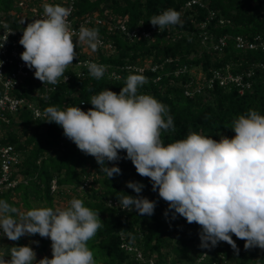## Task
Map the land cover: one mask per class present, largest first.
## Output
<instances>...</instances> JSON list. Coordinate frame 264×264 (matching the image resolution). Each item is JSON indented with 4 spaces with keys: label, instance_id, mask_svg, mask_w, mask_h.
Wrapping results in <instances>:
<instances>
[{
    "label": "trees",
    "instance_id": "obj_1",
    "mask_svg": "<svg viewBox=\"0 0 264 264\" xmlns=\"http://www.w3.org/2000/svg\"><path fill=\"white\" fill-rule=\"evenodd\" d=\"M17 1L28 8L43 9V4L54 5L55 0H0V20H11L15 27L21 22L23 10L16 5ZM65 1H61L62 6ZM188 1L191 0H75L72 15L77 21L82 16L98 13L106 22L123 24L129 31L148 29L150 18L167 9L183 13L182 25L168 26L148 39H128L119 30L109 28L107 23L89 26L97 28L99 36L110 40L114 47L113 54L98 53L100 62L112 67L142 61L160 65L156 74L149 71L142 74L147 82L138 88V94L152 95L169 109L175 131L162 132L165 145L186 138L189 131L217 141L221 136L233 138V121L240 115H247L249 110L264 115V52L236 50L233 41H228L221 52H216L208 48V42L203 45L198 35L199 23L206 21L211 12L213 16L205 31L212 40L223 36L248 39L264 36V0H198L204 4L203 8L192 5L183 10ZM23 29L19 30L21 36ZM83 57L94 60L93 55L77 53L73 62ZM226 68L233 75L252 71L251 88L240 95L236 88L224 89L216 83L200 94L185 95L184 91L196 86L199 78L207 80L213 71ZM195 69L201 76H197ZM117 73L120 76L117 79L106 73L99 79L70 75L67 83L58 84L46 98L36 99L37 106L42 112L49 106L61 110L78 106L87 111L92 107L93 95L105 89L119 93L127 77L138 74L126 70H117ZM157 76L160 78L155 81ZM33 92V89L25 90L22 96L30 99ZM16 118L18 122L13 119L6 129L0 128V134L1 141L11 145L17 154L18 163L10 173V180L18 182L8 190L0 189V200L26 212L33 207L54 208L55 197L70 199L71 195L65 192L75 193V198L82 199L101 219V228L88 241L97 264H264V249H245V241L235 235L232 239L238 253L226 242H219L208 250L201 247V226L189 224L178 214L172 219L174 210L165 217L168 203L159 197L158 191L152 190L149 178L136 172L130 160L116 162L121 174L108 179L95 158L82 153L64 136L59 125L45 122L46 118L34 120L31 112L25 109ZM119 155L124 157L126 152L120 151ZM129 181L142 183L145 187L140 195L156 201L153 215L140 216L135 210L121 208L119 197L137 195L126 187ZM12 215L18 218L17 214ZM27 238L36 243V253L44 258L48 238L39 234ZM21 239L11 241L1 235L3 254L10 255L12 246H25ZM204 252L206 257L198 263ZM137 253L141 259L136 258Z\"/></svg>",
    "mask_w": 264,
    "mask_h": 264
},
{
    "label": "clouds",
    "instance_id": "obj_2",
    "mask_svg": "<svg viewBox=\"0 0 264 264\" xmlns=\"http://www.w3.org/2000/svg\"><path fill=\"white\" fill-rule=\"evenodd\" d=\"M44 18L33 20L23 29L19 44L21 59L43 84L56 85L76 59V42L95 52L101 45L99 30L81 25L76 33L68 21L71 9L43 4ZM159 31L182 25L181 14L167 9L150 18ZM3 27L13 31L7 24ZM7 37L0 42L4 46ZM3 61H0L2 65ZM91 76L99 79L105 68L88 64ZM147 82L142 74H132L119 93L105 89L90 100L87 111L78 106L61 110L47 107L48 123L62 127L63 134L84 154L95 158L108 179L120 175L118 161L132 162L141 177L150 179L152 190L168 203L172 219L178 214L201 226V247L226 242L238 253L232 236L244 240V248L264 249V115L249 110L233 121V138L211 137L189 131L184 139L165 145L163 131H175L173 117L162 102L149 94H138ZM120 151L126 152L121 157ZM109 163L111 166H108ZM137 195H123L118 202L123 210L140 216L154 214L156 201L140 195L145 187L138 181L126 182ZM12 214H17L14 218ZM98 212L72 198L68 206L33 207L25 213L0 200V229L11 241L39 234L50 238L52 257L36 261L30 246H12L9 259L0 254V264H97L88 241L101 228Z\"/></svg>",
    "mask_w": 264,
    "mask_h": 264
},
{
    "label": "built area",
    "instance_id": "obj_3",
    "mask_svg": "<svg viewBox=\"0 0 264 264\" xmlns=\"http://www.w3.org/2000/svg\"><path fill=\"white\" fill-rule=\"evenodd\" d=\"M74 3L75 0H66L65 7L71 9V14L68 17V21L71 25V28L78 33L81 25L85 27L91 25H99L103 26L107 23V26L112 30H119L122 34H125L128 39L131 40H140V39H148L153 34L159 33L158 26L150 25L148 29H132L127 30L126 26L123 24H117L113 22H106L105 19L99 17L98 13H91L85 16H82L77 21L72 16L74 13ZM192 5H198V7L203 8L204 4L198 0L188 1L184 9L189 8ZM22 10L21 14V22L18 23V27L12 26L11 20L9 22L5 20H0V42L7 37V41L4 43V46L0 48V61H3L2 65H0V128L11 125L12 120L18 122L16 118L17 115L22 110H29L31 112L32 118H46L42 115H38L37 113H43L39 106H37L36 99L46 98L47 94L50 92H54L58 84H65L69 81L70 75H74L76 77H93L89 73L88 64L96 63L98 65H103L105 68L104 73L107 74L108 77L119 78V74L117 70H126L133 71L138 74H143L146 71L156 74L160 68L158 64H151L148 62H138L135 65H125V66H115L104 64L99 61L98 58L94 57V60L83 57L81 60H77L68 66L64 75L59 79L56 85L45 83L43 84L40 80L34 77L35 69H29L26 64L21 59V53L24 51L23 46L19 44V40L22 37L19 33L20 29H23L27 26L28 23H31L33 20L44 18L43 9L38 7L28 8L22 2L18 3ZM162 13V12H161ZM160 13V14H161ZM181 18L183 16L182 12ZM212 13H209L206 21L199 23V38L201 43L205 45L207 42L209 43L208 48L212 49L216 52H221L223 48L226 46L228 41L234 42V47L239 51H261L264 52V36L257 35L250 39L244 38L242 36H223L218 38L217 40H212L210 36L205 31V28L208 22L212 19ZM20 21V20H19ZM4 24H7L12 34L9 33L8 29L3 27ZM101 40V45L96 50L97 52L103 54H113L114 47L110 40L99 36ZM73 41L76 42V55L83 51L86 48L87 44L80 43L78 41V36L74 35L72 37ZM85 47V48H84ZM81 55V54H80ZM83 56V55H82ZM87 56V55H85ZM98 57V56H97ZM262 66V65H260ZM252 71H247L242 74L233 75L228 68L225 70H215L212 72V75L209 79L204 80L199 78L196 82L198 83L196 86L188 87L184 93L186 96H193L194 94H200L204 91L205 88L211 89L214 84L218 83L220 87L224 89H229L230 87H234L238 90V93L242 95L246 90L251 88V76ZM159 76L155 77L154 80H159ZM204 80L206 83L203 84L201 81ZM33 89L34 92L32 94V98L28 99L25 96H22V93L25 90ZM16 115V116H15ZM2 135L0 134V189L8 190L13 188L17 184V180H10V173L13 170L14 166L18 163V158L16 152L13 150L12 146L9 144H5L1 141ZM54 186L52 189L54 190ZM2 235V229H0V238ZM127 250H130V247H126ZM211 247H208L210 249ZM207 252V251H206ZM206 252H204L199 260L201 261L206 257ZM0 254H3L1 250L0 243ZM137 259H141L140 253L136 255ZM152 264V263H149Z\"/></svg>",
    "mask_w": 264,
    "mask_h": 264
},
{
    "label": "rangeland",
    "instance_id": "obj_4",
    "mask_svg": "<svg viewBox=\"0 0 264 264\" xmlns=\"http://www.w3.org/2000/svg\"><path fill=\"white\" fill-rule=\"evenodd\" d=\"M61 1L62 0H55L54 1V5H61ZM20 1H17V4L16 5H18V3H19ZM62 6V5H61ZM17 10V9H16ZM13 13V12H12ZM0 15H2V13H0ZM85 48V47H84ZM98 53H100V52H97V51H95V52H93L88 46H86V48L85 49H83V51H81L79 54H81V55H83V56H85V55H93V57H96V58H98L97 56H100ZM194 71H196V74H197V76H201V74H200V72H199V70H194ZM16 116V115H15ZM66 194H69V195H71V197H70V199H68V198H66L65 196H57V197H55V201H54V209L56 208V207H60V208H64V207H67L68 206V202L72 199V198H74L75 197V193H67V192H65ZM18 209V212L19 213H25L24 212V210L23 209H20V208H17ZM3 235V234H2ZM22 239H21V241L23 242V243H25V245H27V246H30V247H32L33 248V250L36 252V243L35 242H33V241H29V239L27 238V235L26 236H23V237H21ZM44 257H48V258H51L52 257V251H51V240H50V238H48V246H47V250L44 252ZM43 257H41L40 255H38L37 253H36V261H39L40 259H42ZM5 259H9V257H5Z\"/></svg>",
    "mask_w": 264,
    "mask_h": 264
}]
</instances>
